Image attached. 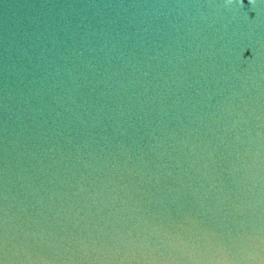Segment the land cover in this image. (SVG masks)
Listing matches in <instances>:
<instances>
[{
    "label": "water",
    "instance_id": "obj_1",
    "mask_svg": "<svg viewBox=\"0 0 264 264\" xmlns=\"http://www.w3.org/2000/svg\"><path fill=\"white\" fill-rule=\"evenodd\" d=\"M0 264H264V0H0Z\"/></svg>",
    "mask_w": 264,
    "mask_h": 264
},
{
    "label": "clouds",
    "instance_id": "obj_2",
    "mask_svg": "<svg viewBox=\"0 0 264 264\" xmlns=\"http://www.w3.org/2000/svg\"><path fill=\"white\" fill-rule=\"evenodd\" d=\"M232 0H229V3H231ZM250 3H255V0H250Z\"/></svg>",
    "mask_w": 264,
    "mask_h": 264
}]
</instances>
